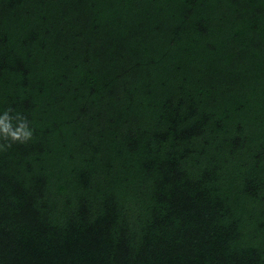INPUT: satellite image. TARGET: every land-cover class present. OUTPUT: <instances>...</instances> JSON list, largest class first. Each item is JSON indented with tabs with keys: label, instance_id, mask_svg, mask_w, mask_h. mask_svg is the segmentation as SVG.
Returning <instances> with one entry per match:
<instances>
[{
	"label": "trees",
	"instance_id": "1",
	"mask_svg": "<svg viewBox=\"0 0 264 264\" xmlns=\"http://www.w3.org/2000/svg\"><path fill=\"white\" fill-rule=\"evenodd\" d=\"M4 121L0 264H264V0H0Z\"/></svg>",
	"mask_w": 264,
	"mask_h": 264
},
{
	"label": "clouds",
	"instance_id": "2",
	"mask_svg": "<svg viewBox=\"0 0 264 264\" xmlns=\"http://www.w3.org/2000/svg\"><path fill=\"white\" fill-rule=\"evenodd\" d=\"M0 123H3L4 128L7 129V123H6V121L0 122ZM29 135H31L30 131H24V126H22V128L20 130V133H19V136H23V137L26 138ZM13 138H16V136H13Z\"/></svg>",
	"mask_w": 264,
	"mask_h": 264
}]
</instances>
